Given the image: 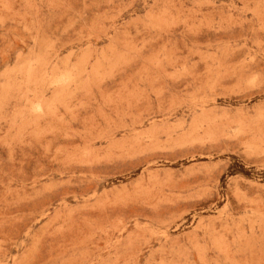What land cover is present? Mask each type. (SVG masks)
Masks as SVG:
<instances>
[{
	"label": "rangeland",
	"instance_id": "obj_1",
	"mask_svg": "<svg viewBox=\"0 0 264 264\" xmlns=\"http://www.w3.org/2000/svg\"><path fill=\"white\" fill-rule=\"evenodd\" d=\"M0 264H264V0H0Z\"/></svg>",
	"mask_w": 264,
	"mask_h": 264
}]
</instances>
